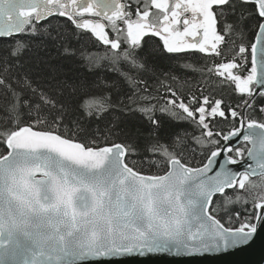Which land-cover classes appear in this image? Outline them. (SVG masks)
<instances>
[{
	"label": "snow or ice",
	"instance_id": "snow-or-ice-1",
	"mask_svg": "<svg viewBox=\"0 0 264 264\" xmlns=\"http://www.w3.org/2000/svg\"><path fill=\"white\" fill-rule=\"evenodd\" d=\"M53 17L82 31L73 33L64 24V32L52 35ZM84 31L110 46L104 59L137 72L165 52L223 56L209 73L234 85L244 109L255 111L257 98L264 99V0H0V37L43 34L60 42L79 39ZM151 37L162 41V49L153 48ZM25 47L17 40L3 63ZM121 76L133 90L128 104L111 102L110 93L75 88L74 99L61 101L30 82L26 95L0 77V144L6 149L0 155V264H122L156 254L226 253L249 245L264 226V193L248 195L256 187L250 177L264 175V122L247 119L245 125L244 114L224 98L193 96L185 103L169 87L160 111L168 113V105L181 109L200 130L191 141L214 149L201 167H190L185 162L190 134L162 142L156 107L138 102L147 99L142 95L149 91L147 81L130 72ZM116 110L139 112L148 120L152 142L145 160L158 163L149 157H161L169 169L165 175L135 170L137 162L129 157L140 154V133L120 128L119 117L105 120ZM259 111L264 113V105ZM229 114L233 126L225 131L219 125L226 126ZM243 142L253 145L246 154Z\"/></svg>",
	"mask_w": 264,
	"mask_h": 264
},
{
	"label": "trees",
	"instance_id": "trees-1",
	"mask_svg": "<svg viewBox=\"0 0 264 264\" xmlns=\"http://www.w3.org/2000/svg\"><path fill=\"white\" fill-rule=\"evenodd\" d=\"M48 23L52 35H55L57 31L64 32L65 29L61 27L64 24H67L68 29L73 33L82 31L76 29L65 18L53 17L49 19ZM251 24L252 21H249V29ZM253 37L254 30L249 31L246 36L249 46ZM235 39L238 45L241 41L238 37ZM17 40L23 41L26 47L18 58L9 57L7 65H5L3 58L15 47ZM150 43L153 48L158 45L162 49V41L158 37H151ZM66 47L69 48V52H65ZM111 53L110 46H105L88 31H84L79 39L73 35L70 40L60 42L43 34L37 36L18 35L11 38L0 37V77L7 78L14 88L23 91L26 95L31 93V89L26 87V82H30L31 88L36 89L37 92L57 96L61 101L74 99L73 89L75 88L77 92L82 89L88 90L92 95L110 93L111 102L123 100L124 104H128V97L132 95L133 90L121 76V72H130L135 79L146 80L150 86L149 91L142 94L147 99L138 100V102L150 103L156 107L155 117L162 125L161 141L168 142L176 134L189 133L190 150L185 153V162H188L190 166L202 164L213 148L207 144L196 145L191 141L192 136L200 135V130L192 122L184 119L186 114L178 107L173 108L168 105V113H162L160 108L166 105L167 98L170 97L167 89L171 87L178 96L184 99L185 103H188L193 96L198 98L211 96L213 101L224 98L226 103L241 112L242 105H240L239 94L232 91L234 85H229L226 80L222 81L221 78L208 71L213 68L215 63L223 62L224 57H215L211 54L191 50L179 54L165 52L151 57L147 70L137 72L136 69H131L124 63L116 66L111 64L108 59H104L106 54L110 56ZM86 57H90V59H86ZM229 58H231L230 54ZM237 62L242 63L238 57ZM250 67L249 57L246 69H250ZM244 74L247 75V70L244 71ZM105 84L115 86L105 87ZM3 93L4 89L0 87V102L4 100ZM58 93H63V95L58 96ZM134 99L138 98L134 97ZM261 105H264V99L258 97L256 110L245 109V118H264V114L259 111ZM130 106L136 107V105ZM114 117H119L120 128L128 126L139 130L138 149L140 154L129 157L130 161L137 162L135 170L155 175L163 173L167 169V164L161 157H149L150 160L158 161V163L149 164L145 160V156L148 155L145 149L152 142V138L149 136L152 126L148 120L139 112L125 114L120 110L107 113L105 120L111 122ZM228 119L229 122L226 126L219 125L225 127V131L230 130L233 126L230 114ZM24 122H28L27 117ZM238 123L239 118H237L236 125ZM90 126L95 127V121ZM100 126L103 128L104 122H101ZM116 142H119V138ZM240 146L244 149L247 147L246 144H240ZM5 151V146L0 144V155ZM130 166L132 165L130 164ZM250 182L256 187L251 188V192L248 193L249 198L264 193V175L252 176Z\"/></svg>",
	"mask_w": 264,
	"mask_h": 264
},
{
	"label": "water",
	"instance_id": "water-1",
	"mask_svg": "<svg viewBox=\"0 0 264 264\" xmlns=\"http://www.w3.org/2000/svg\"><path fill=\"white\" fill-rule=\"evenodd\" d=\"M243 111L244 108L242 107V113ZM235 143L236 142L234 140L233 144ZM252 147L253 145L249 143L248 149ZM210 154L211 152L209 153V155ZM207 157L202 164L198 166H190V165L189 166L201 167L204 163L207 162ZM245 158L247 159V156H245ZM249 163L252 162L249 161ZM168 170L169 169L167 166V169L163 173L156 175H165ZM142 174L148 176L155 175V174H147V173H142ZM258 174L259 173H257L256 175ZM122 264H264V226H262L258 230L255 238L249 245L239 247L234 250H229L226 253L205 254L203 256H194L190 258H175L167 255L156 254V255H149L145 258H140V257L127 258L122 262Z\"/></svg>",
	"mask_w": 264,
	"mask_h": 264
},
{
	"label": "flooded vegetation",
	"instance_id": "flooded-vegetation-1",
	"mask_svg": "<svg viewBox=\"0 0 264 264\" xmlns=\"http://www.w3.org/2000/svg\"><path fill=\"white\" fill-rule=\"evenodd\" d=\"M65 19H66V18H65ZM105 23H107V22L105 21ZM106 30L109 32L110 36H114V35H115L114 33H112L110 27L107 28ZM189 40H191V38H189ZM191 51H198V50H191ZM247 119H255V120H257L258 122H264V118H263V117H261V119H257V118H254V117H252V118L250 117V118H247ZM247 119L245 118L244 123H247ZM239 123H240V120H239ZM239 123H238L236 126H239ZM243 143L246 144V145H247V148H248V146H249L248 143H247V142H243ZM247 148L244 149L245 152H246Z\"/></svg>",
	"mask_w": 264,
	"mask_h": 264
},
{
	"label": "bare ground",
	"instance_id": "bare-ground-1",
	"mask_svg": "<svg viewBox=\"0 0 264 264\" xmlns=\"http://www.w3.org/2000/svg\"><path fill=\"white\" fill-rule=\"evenodd\" d=\"M243 107V106H242ZM242 109V108H241Z\"/></svg>",
	"mask_w": 264,
	"mask_h": 264
}]
</instances>
